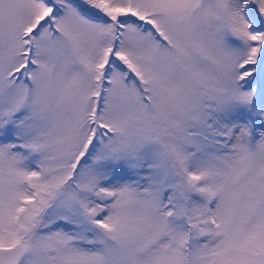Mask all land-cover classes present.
<instances>
[{
  "label": "snow or ice",
  "instance_id": "6c2138e0",
  "mask_svg": "<svg viewBox=\"0 0 264 264\" xmlns=\"http://www.w3.org/2000/svg\"><path fill=\"white\" fill-rule=\"evenodd\" d=\"M0 264H264V0H0Z\"/></svg>",
  "mask_w": 264,
  "mask_h": 264
}]
</instances>
